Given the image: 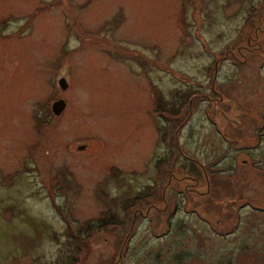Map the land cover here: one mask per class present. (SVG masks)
Returning a JSON list of instances; mask_svg holds the SVG:
<instances>
[{"label":"rangeland","instance_id":"1","mask_svg":"<svg viewBox=\"0 0 264 264\" xmlns=\"http://www.w3.org/2000/svg\"><path fill=\"white\" fill-rule=\"evenodd\" d=\"M0 264H264V0H0Z\"/></svg>","mask_w":264,"mask_h":264},{"label":"flooded vegetation","instance_id":"2","mask_svg":"<svg viewBox=\"0 0 264 264\" xmlns=\"http://www.w3.org/2000/svg\"><path fill=\"white\" fill-rule=\"evenodd\" d=\"M9 26L8 24H5V23H2V26ZM10 27V26H9ZM9 27H6V28H4V30L3 31H5V30H8L9 29ZM9 33H10V35L11 36H13L14 34L12 33V29L9 31ZM71 78V75H69V73H67L66 74V72L65 73H60V74H58V81H59V84H60V87L59 88H57L59 91V93L57 92V93H55V96H54V100H52L53 102H56V101H58V100H60V99H64L66 102H67V106H66V108H65V110L66 109H68V106H69V101H68V98L66 97V94L68 93V91L70 90V88H71V86L68 84L69 83V79ZM65 81L66 83H67V88L66 89H63L62 88V86H61V81ZM52 108V107H51ZM65 110L62 112V114L65 112ZM52 112H53V110H52ZM61 114V115H62ZM60 116V115H59ZM80 148H83V146L81 145L80 146Z\"/></svg>","mask_w":264,"mask_h":264},{"label":"water","instance_id":"3","mask_svg":"<svg viewBox=\"0 0 264 264\" xmlns=\"http://www.w3.org/2000/svg\"><path fill=\"white\" fill-rule=\"evenodd\" d=\"M61 86L63 89H66L68 85L65 81L62 80ZM66 105H67L66 101L64 99H60V100L54 102L52 109L56 115H60L65 110Z\"/></svg>","mask_w":264,"mask_h":264},{"label":"trees","instance_id":"4","mask_svg":"<svg viewBox=\"0 0 264 264\" xmlns=\"http://www.w3.org/2000/svg\"><path fill=\"white\" fill-rule=\"evenodd\" d=\"M160 96H161V95H160ZM161 97H162V96H161ZM161 99H162V98H159V97H158V99L156 100V104H157V105L163 103V101H162ZM188 103H189V102H188ZM170 110H171V107L168 106V110H167V111H169V114L171 113ZM112 218H114V215H113V214H112ZM101 222H103V223H102V224H103L102 227H104V226H107V225L111 224L113 221L110 222L109 217L104 216V218L102 217V218H99V219L97 220V223H101ZM86 225H89V229L92 228V222H88V223H86Z\"/></svg>","mask_w":264,"mask_h":264}]
</instances>
